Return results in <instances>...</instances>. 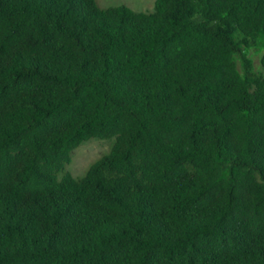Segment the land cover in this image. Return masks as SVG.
Here are the masks:
<instances>
[{
	"label": "trees",
	"instance_id": "obj_1",
	"mask_svg": "<svg viewBox=\"0 0 264 264\" xmlns=\"http://www.w3.org/2000/svg\"><path fill=\"white\" fill-rule=\"evenodd\" d=\"M261 33L264 0H0V264H264Z\"/></svg>",
	"mask_w": 264,
	"mask_h": 264
},
{
	"label": "rangeland",
	"instance_id": "obj_2",
	"mask_svg": "<svg viewBox=\"0 0 264 264\" xmlns=\"http://www.w3.org/2000/svg\"><path fill=\"white\" fill-rule=\"evenodd\" d=\"M157 0H96L102 9H109L119 6H127L137 13H150L154 11ZM238 38V36H236ZM264 56V34L258 37L257 44L252 48L241 47L239 53L235 55L240 72L245 75V57L252 62V73L255 76L264 77V67L261 64ZM114 140L91 139L83 143L73 153L72 163L68 166V171L76 177H83L89 167L110 153Z\"/></svg>",
	"mask_w": 264,
	"mask_h": 264
}]
</instances>
